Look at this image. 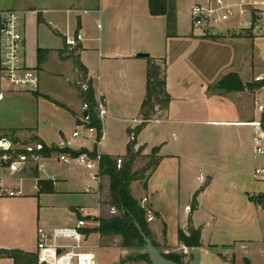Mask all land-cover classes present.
<instances>
[{
  "label": "crops",
  "instance_id": "crops-1",
  "mask_svg": "<svg viewBox=\"0 0 264 264\" xmlns=\"http://www.w3.org/2000/svg\"><path fill=\"white\" fill-rule=\"evenodd\" d=\"M175 1L176 36H167L165 16L150 15L147 0H0V19L6 10L14 9L20 13L23 59L28 67L39 72L38 89L23 92L11 90L0 70V136L9 135L18 142L38 141L48 147L67 149L49 157L41 156L33 167L37 176H32V172L27 178L23 176L21 195L0 197V249L36 255L39 227L51 230L72 225L66 222L51 224L48 218V213L60 208L63 198L71 194H85L82 203L69 205V212H74L76 216L77 209L83 207L88 216L96 219L101 214V207L108 206V197L102 196L108 177L99 174L96 167L88 169L70 155V151L80 154L92 151L95 135L88 132L84 124V104L76 90V86L82 84L81 75L69 55L71 49L64 42L67 36L77 32L82 34L83 39L74 53L86 68V79L91 82L96 102L105 111L100 117L102 136L96 148L100 154L122 156L129 141L127 130L142 121L140 106L145 95L147 57H137L136 53H148V57L161 67V76L170 95L168 108L157 112L135 136L138 146L143 145L145 151L159 147L160 160L147 177L143 193L132 188V195L140 201L146 199L144 204L153 216L151 226L158 235L156 243L162 245H158V249L166 245V250H160L162 253H174L176 249L169 248L179 243L177 230H185L187 225L190 204L183 206L186 218L176 222L173 229L175 240H170L166 212L158 200L159 195L168 196L174 200V205L175 199L180 196L188 170L182 154L176 149H181L180 141L186 129L200 130L208 124L220 122L217 119L221 116L231 117L232 112L236 115V105H239L244 109L242 117L247 112V119L234 122L224 116V121L252 126L253 147V138L258 132L255 123L261 116L256 102L261 104L260 100L254 99L255 109L259 112L256 118L252 115L255 113V109L251 108L252 102L245 98L244 92L222 93L215 87L229 72L215 74L212 71L200 76L199 80L189 78L188 66H184L186 59L189 60V51L181 46L182 43L191 40L208 45L209 41H215L208 37L220 35L219 32L206 34L203 31L195 35L191 28L181 26L178 0ZM230 38L237 40L245 37ZM39 49L47 51L41 62H38ZM203 60L207 61H199ZM193 66L197 68L195 63ZM250 78L241 80L246 83ZM81 86L84 88L85 84ZM67 125L72 128L69 136L63 130ZM75 131L79 133L77 136L73 135ZM115 141L123 143V152L111 150ZM61 154L70 160L61 161ZM53 160L56 166L51 163ZM0 175L5 185L18 186L19 181L10 179L6 172ZM30 179L51 182L53 190L40 191V186L35 189L32 181L27 182ZM77 182L83 183L80 191L73 188ZM86 188L92 192H85ZM196 188L187 189L189 197L192 198ZM199 209L197 201L191 218L194 227L201 228L202 223L196 218ZM179 246L177 249L183 253L189 249L180 243ZM0 264H14V261L3 256L0 257Z\"/></svg>",
  "mask_w": 264,
  "mask_h": 264
},
{
  "label": "rangeland",
  "instance_id": "rangeland-1",
  "mask_svg": "<svg viewBox=\"0 0 264 264\" xmlns=\"http://www.w3.org/2000/svg\"><path fill=\"white\" fill-rule=\"evenodd\" d=\"M194 1L178 0L179 24L185 29L191 28L193 33L198 35L202 30L191 25L187 13ZM237 26V20L227 21L225 25L221 26V29H217L220 36L208 37L215 40L209 41L208 45L191 40L182 43L181 46L189 51V60L186 59L184 66H188L189 75L191 74L189 78H196V80L208 72L212 73V71L215 74L237 72L240 80L251 77L246 83H251L252 88H246V90L243 88L235 92H244L242 94L245 98L252 102L251 108L255 109L254 99L260 100L264 105V83L258 90L254 83L257 73H264V60L261 58L264 53V24L255 25L252 23L246 28ZM230 37L245 38L234 40ZM74 47H69V49ZM200 59L207 61L200 62ZM194 63L197 68H194ZM243 110V107L240 108L239 105H236V115H233L232 112L231 117L224 116L233 119L234 122H243L244 119H247V112L243 114V117L241 115ZM254 111L255 113L252 115L258 118L259 112L257 109ZM224 116L217 119L220 122L208 124L203 129L195 131L186 129V133L181 138L183 140L180 141L181 149H176L182 154L188 170L183 179L180 196L175 199L176 204L174 205V200L168 196L160 197L161 195H159L158 200L165 209L167 229L170 240L173 241L175 240L173 229L176 222H181L187 215L183 206L191 203L192 198L189 197L187 189L189 191L190 188L197 186L196 199L200 209L196 218L202 223L200 228L202 245L197 250L202 264H247V262L248 264H264V180L254 174L256 168L264 167V156L257 155L253 151V127L243 123L230 122L231 124H228L229 122L224 121ZM63 130L68 135L71 134L72 128L67 125ZM122 145L119 141H115L111 150L121 153L124 150ZM137 146L138 144H136V148ZM180 146L178 145L179 148ZM156 156H160L159 151L155 155L151 150L148 152L143 149L141 155L135 159L133 169L139 170L146 167L148 161H152ZM35 162L36 160L27 164L23 171L24 178L31 175V169L35 167ZM51 163L54 166L57 165L54 160ZM148 173L149 170L145 172V176L141 180L131 183V193L132 188L135 192L143 193L142 189L149 176ZM31 181L35 184V180L32 179L27 182ZM82 185V182H77L73 188L80 191ZM37 186L39 188L38 184ZM108 187L109 181L102 193L103 198L108 197ZM84 197L85 194L77 192L63 198L62 206L48 213L49 222L51 224L73 223L77 216L74 212H69V205L82 203ZM261 199L263 203L258 202ZM142 200L140 201V198L138 200L140 205L148 209L144 204L145 201ZM114 213H116L114 208L111 209L109 205H103L99 217H109ZM148 216L149 212H146V228L151 239L156 242L158 235L153 231ZM86 219L89 222V227L96 225V220L93 217L87 216ZM88 232H90L88 242L95 253L96 264H146L139 258V255L145 253L143 246L134 236L130 237L129 246L122 248L120 246L121 238L118 235L98 238L94 230L91 229ZM157 245L162 246L159 243ZM163 246L159 250H166V245ZM179 247L178 243L169 249H176L173 252L181 254L183 252L177 249ZM186 251L185 262L190 260V249ZM169 252L172 251L169 250Z\"/></svg>",
  "mask_w": 264,
  "mask_h": 264
},
{
  "label": "built area",
  "instance_id": "built-area-1",
  "mask_svg": "<svg viewBox=\"0 0 264 264\" xmlns=\"http://www.w3.org/2000/svg\"><path fill=\"white\" fill-rule=\"evenodd\" d=\"M188 16L191 25L200 28L206 34L219 32L221 26L231 19L238 21L239 28H246L252 23L264 24V0H198L191 4ZM82 39V34L77 32L67 36L65 42L68 47H74ZM23 44L20 13L14 9L3 11L0 19V70L3 80L11 90L33 92L39 87V72L25 64ZM261 58L264 60V53ZM263 79L264 73L254 77V81L257 82ZM83 107L85 110L86 106ZM256 107L261 113L264 105L256 102ZM104 113L103 107L99 105V118ZM83 120L87 121V115H84ZM255 125L258 132L253 138V151L257 155L264 156V123H261L259 119ZM86 129L95 135L93 141L97 147L101 137L96 139L93 127H86ZM78 134V131L73 133L74 136ZM42 149L43 144L38 141L18 142L9 136H0V173L6 172L10 179L19 181L18 186H8L0 175V197H14L23 193V171L29 162L37 161L41 157L38 152ZM59 159L63 162L70 160L64 154H61ZM99 159L100 153L97 149L95 157H90L86 153L74 157L75 161L88 169L98 168ZM120 163L121 159H117L118 167ZM254 174L264 180V167L256 168ZM34 180L33 187L37 189V179ZM85 192H92V190L86 188ZM77 215L76 220L68 227H57L51 230L42 227L37 229L36 264H96L95 253L88 242L90 236L88 231L96 228L98 222L96 221L94 227H89L86 219L88 215L83 207L77 209ZM152 219L153 216L149 212L148 220ZM96 233L99 238V233Z\"/></svg>",
  "mask_w": 264,
  "mask_h": 264
},
{
  "label": "trees",
  "instance_id": "trees-1",
  "mask_svg": "<svg viewBox=\"0 0 264 264\" xmlns=\"http://www.w3.org/2000/svg\"><path fill=\"white\" fill-rule=\"evenodd\" d=\"M148 10L150 15H163L166 18V35L176 36V1L175 0H147ZM213 37V35H211ZM78 49L76 45L70 50L69 55L73 60L74 66L81 75L82 84L76 86L78 97L82 103L86 106L85 111L87 115V121L84 122L86 127H93L96 133V139H99L102 135V122L98 115L99 104L96 102L91 82L86 79V68L80 63L78 57L75 55V51ZM46 50H38V62L42 61L43 55ZM256 89H258L263 83L262 81H254ZM218 90L224 92L240 91L243 88H252L251 83H243L237 73L229 72L224 75L215 86ZM255 89V88H254ZM170 102V95L166 91L165 79L161 76V67L155 62L153 58L147 57L146 68V87L145 95L140 106V116L142 121L133 129H128L127 134L129 141L126 145L125 153L122 156L113 157L108 154H100L98 162V172L101 175H105L109 180L108 187V204L111 208L115 209L113 215L109 217H97L95 220L98 222V226L93 230L98 232L102 236H114L118 235L121 238L120 246L127 248L129 246V239L134 236L138 243L143 246V239L139 235L137 229L134 227V221L138 222L143 232L150 237L149 231L146 228L145 217L147 209L142 207L139 201L133 197L130 189V185L133 181L141 180L145 176V172L149 170L148 175L157 166L160 156H156L152 161H148L146 167L139 170L133 169V163L136 158L141 155L144 149L143 145H139L136 148L135 136L144 128L146 123L159 111L166 110ZM261 123H264V107L260 116ZM9 136V135H5ZM11 137V136H9ZM14 141L13 137H11ZM43 144V143H42ZM96 145L92 151H84L90 157L96 155ZM66 148L58 149L56 147H48L43 144V149L38 153L42 157H49L55 152H65ZM159 151V147H153L151 152L156 155ZM80 153L71 152V156H77ZM117 159H121L120 166H117ZM32 176H37V170L32 168ZM37 184L41 187L40 191L47 190L52 191L51 182L38 181ZM47 185H49L47 187ZM145 186V185H144ZM197 191L194 192L191 203L189 205V214L187 217L186 229L178 228L177 239L180 244L191 249L201 247V232L199 227H194L192 223L191 213L197 208ZM259 203H263L258 201ZM151 238V237H150ZM152 240V239H151ZM152 243L158 248L156 242L152 240ZM166 258L171 259L178 263H185V253H162ZM11 257L14 264H36L37 257L31 253H24L19 250H6L0 249V257ZM139 258L149 264L146 253L139 255ZM191 258V254H190ZM125 260V259H124ZM123 260V262H124ZM248 264V262H247Z\"/></svg>",
  "mask_w": 264,
  "mask_h": 264
},
{
  "label": "water",
  "instance_id": "water-1",
  "mask_svg": "<svg viewBox=\"0 0 264 264\" xmlns=\"http://www.w3.org/2000/svg\"><path fill=\"white\" fill-rule=\"evenodd\" d=\"M136 56L137 57H148L149 55L148 53H145V52H139V53H136ZM84 115H86V111H84ZM133 224H134V227L137 229L139 235L143 239V249L148 257L149 264H202L199 253L196 250V248L190 249L191 258L189 261L185 263H178L171 259L166 258L162 254V252L152 243L151 238L143 232L140 224L136 221H134Z\"/></svg>",
  "mask_w": 264,
  "mask_h": 264
}]
</instances>
